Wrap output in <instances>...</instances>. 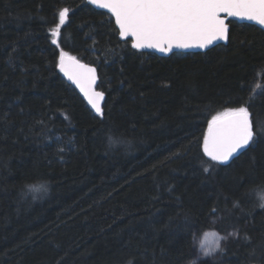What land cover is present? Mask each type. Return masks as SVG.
<instances>
[{
    "label": "trees",
    "instance_id": "1",
    "mask_svg": "<svg viewBox=\"0 0 264 264\" xmlns=\"http://www.w3.org/2000/svg\"><path fill=\"white\" fill-rule=\"evenodd\" d=\"M230 25L228 45L160 57L86 0H0V264H187L209 230L238 235L203 264H264V131L203 170L212 116L255 92L264 124V31ZM61 50L97 67L103 117L64 80ZM43 181L33 201L25 185Z\"/></svg>",
    "mask_w": 264,
    "mask_h": 264
},
{
    "label": "snow or ice",
    "instance_id": "2",
    "mask_svg": "<svg viewBox=\"0 0 264 264\" xmlns=\"http://www.w3.org/2000/svg\"><path fill=\"white\" fill-rule=\"evenodd\" d=\"M91 5L107 9L115 18L119 35L131 38V47L136 50L154 49L164 54H175V50L191 48L207 49L217 41L229 40L228 18L246 19L264 26V0H87ZM69 9L58 13V24L53 28L52 43L58 44L61 26L65 24ZM58 67L64 75L83 93L88 104L100 117L104 115L102 104L105 92L97 90L96 68L80 63L76 57L63 50L59 53ZM255 92L247 100L241 98L240 106L227 107L208 121L207 133L203 137V153L212 162L206 163L204 171L216 165H227L242 150L257 141L264 131V124L257 121L254 130L249 104ZM42 123V122H41ZM127 143L120 138L108 137L109 147ZM61 152L63 148L59 149ZM33 201L47 196L49 182L25 185ZM171 191V189H169ZM264 199V198H262ZM238 206V205H235ZM264 208V202L259 204ZM215 211V209H213ZM207 235V234H205ZM219 235V234H214ZM238 232L229 233L235 237ZM220 236L211 245L200 243L203 257H215L223 253ZM244 239H248L245 235ZM195 264V262H194Z\"/></svg>",
    "mask_w": 264,
    "mask_h": 264
},
{
    "label": "water",
    "instance_id": "3",
    "mask_svg": "<svg viewBox=\"0 0 264 264\" xmlns=\"http://www.w3.org/2000/svg\"><path fill=\"white\" fill-rule=\"evenodd\" d=\"M87 1V0H86ZM91 5V4H90ZM91 6H93L95 9H97V10H99V11H103V12H106L107 14H109L112 18H113V20H114V22H115V18H114V16H112V14L107 10V9H102V8H98V7H96V6H94V5H91ZM228 23H229V39H230V31H231V25H230V23L231 22H237V23H239V24H250V25H255V26H257L258 28H260V29H262L263 31H264V26H260V25H258L257 23H255L254 21H248V20H246V19H239V18H228V21H227ZM115 25H116V23H115ZM116 27H117V29H118V26L116 25ZM118 31H119V29H118ZM119 38H120V40L121 41H123V42H125V41H131V38H128V39H123L122 37H120V35H119ZM229 44V40L228 41H217V42H215L213 45H211V46H209V48H207V49H199V48H191V49H186V50H175L174 49V53H206V52H208V51H210L211 49H213V48H215V47H218V46H220V45H228ZM141 51V50H140ZM143 52H148V53H153V54H155V55H157V56H160V57H170L171 55H173L172 53H169V54H164V53H160V52H158V51H156V50H154V49H145V50H142ZM71 56V55H70ZM77 59V58H76ZM80 63H83V64H86V65H88V66H90V67H94V68H96V72H97V77H98V79H97V85H96V87H97V90L98 91H100L99 90V83H100V78H99V72H98V69H97V67H95V66H93V65H90V64H87V63H85V62H82V61H80L79 59H77ZM60 69V68H59ZM61 72V71H60ZM61 74H62V76H63V78H64V80L71 86V87H73L75 90H76V92L78 93V95L82 98V100L86 103V105L88 106V108L90 109V111L95 115V116H99L98 114H96L95 113V111L91 108V106L88 104V102H87V100H86V98L84 97V95H83V93H81L80 92V89L75 85V84H73L71 81H69L68 80V78L64 75V73L63 72H61ZM105 102H106V95H105V100H104V102H103V104H102V107L104 108V105H105ZM250 146V145H249ZM244 150H242L240 153H238L235 157H233V159H235L239 154H241L242 152H243ZM232 159V160H233ZM232 160H230V161H232ZM229 161V162H230Z\"/></svg>",
    "mask_w": 264,
    "mask_h": 264
},
{
    "label": "rangeland",
    "instance_id": "4",
    "mask_svg": "<svg viewBox=\"0 0 264 264\" xmlns=\"http://www.w3.org/2000/svg\"><path fill=\"white\" fill-rule=\"evenodd\" d=\"M62 27H63V25L61 26V28ZM205 234H207V235H205ZM214 234H219V235H214ZM220 236H224V235H221L220 233L216 232L215 230H209V231L205 232L202 235H195L194 236V240H193L194 257H193V260L191 262L187 263V264H194V262H195V264H203L205 262H216V261H219L221 259L222 253H217L215 255V257H203L202 256V252L200 250V243H201V241H204V243L206 245H211L214 241L219 240ZM235 237H232V236L228 235V239L226 241H221L220 242L222 247L226 244V242L229 239H232V238H235Z\"/></svg>",
    "mask_w": 264,
    "mask_h": 264
}]
</instances>
